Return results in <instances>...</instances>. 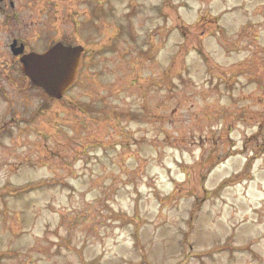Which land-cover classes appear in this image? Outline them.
Segmentation results:
<instances>
[{"label": "rangeland", "instance_id": "374dc122", "mask_svg": "<svg viewBox=\"0 0 264 264\" xmlns=\"http://www.w3.org/2000/svg\"><path fill=\"white\" fill-rule=\"evenodd\" d=\"M0 264H264V0H0Z\"/></svg>", "mask_w": 264, "mask_h": 264}, {"label": "water", "instance_id": "95a60500", "mask_svg": "<svg viewBox=\"0 0 264 264\" xmlns=\"http://www.w3.org/2000/svg\"><path fill=\"white\" fill-rule=\"evenodd\" d=\"M12 52L22 55L21 62L25 74L38 87L54 98L60 99L70 88L76 77L80 56L84 51L81 45H65L59 42L44 53H26L25 45L11 44Z\"/></svg>", "mask_w": 264, "mask_h": 264}, {"label": "flooded vegetation", "instance_id": "af4514ba", "mask_svg": "<svg viewBox=\"0 0 264 264\" xmlns=\"http://www.w3.org/2000/svg\"><path fill=\"white\" fill-rule=\"evenodd\" d=\"M62 39V38H61ZM58 40L56 43H58V42H62V43H64L65 45H73V44H71V43H69V41H66V40ZM15 40H17V39H14L13 41H15ZM18 43H19V45H21V44H24L25 45V43H22V42H19L18 41ZM55 43V44H56ZM54 45V44H53ZM53 45H50L49 46V48H51ZM74 46H76V45H74ZM48 48V49H49ZM48 49H46V50H48ZM45 50V51H46ZM44 51V52H45ZM30 52H32V51H29L28 49H27V46L25 45V52H24V54L25 53H30ZM85 52V51H84ZM84 54V53H83ZM83 54L81 55V57H80V61H79V63H78V68H77V73H76V78H75V81H74V83L76 82V79H77V75H78V73H79V69H80V65H81V58H82V56H83ZM18 60H19V62L21 63V61H20V57L21 56H15ZM27 77V76H26ZM27 79L29 80V82H30V79L27 77ZM30 84L32 85V83L30 82ZM33 86V85H32ZM30 87V86H29ZM33 87H35V86H33ZM37 88V87H36Z\"/></svg>", "mask_w": 264, "mask_h": 264}, {"label": "trees", "instance_id": "16d2710c", "mask_svg": "<svg viewBox=\"0 0 264 264\" xmlns=\"http://www.w3.org/2000/svg\"><path fill=\"white\" fill-rule=\"evenodd\" d=\"M94 24H95V22H94ZM32 86V85H31Z\"/></svg>", "mask_w": 264, "mask_h": 264}]
</instances>
